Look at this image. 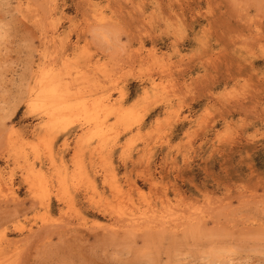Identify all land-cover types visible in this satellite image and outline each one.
Listing matches in <instances>:
<instances>
[{"label":"rangeland","instance_id":"obj_1","mask_svg":"<svg viewBox=\"0 0 264 264\" xmlns=\"http://www.w3.org/2000/svg\"><path fill=\"white\" fill-rule=\"evenodd\" d=\"M0 264H264V0H0Z\"/></svg>","mask_w":264,"mask_h":264},{"label":"bare ground","instance_id":"obj_2","mask_svg":"<svg viewBox=\"0 0 264 264\" xmlns=\"http://www.w3.org/2000/svg\"><path fill=\"white\" fill-rule=\"evenodd\" d=\"M73 86V85H72ZM45 93V92H44ZM54 95V94H53ZM57 96V95H56ZM55 96V97H56ZM74 97V96H73ZM47 98V97H46ZM55 100V99H54ZM65 101V100H64ZM46 102V104L48 105L49 103L51 104V102L52 101H45ZM62 102V101H61ZM57 109V108H56ZM54 110V109H53ZM60 113V112H59ZM62 114V113H61ZM61 116V115H60ZM62 116H63V114H62ZM55 117V116H54ZM10 129V128H9ZM16 201V200H15ZM156 219V218H155ZM128 220V219H127ZM161 221V220H160ZM148 222V221H147ZM165 223V222H164ZM131 225V224H130ZM132 226V225H131ZM137 226V225H136ZM116 227V226H115ZM127 227V226H126ZM130 228V227H129Z\"/></svg>","mask_w":264,"mask_h":264}]
</instances>
